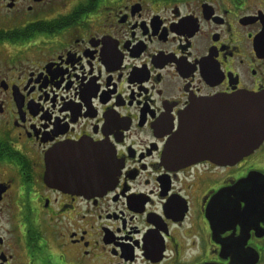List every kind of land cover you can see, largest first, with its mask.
<instances>
[{
	"label": "flooded vegetation",
	"instance_id": "obj_1",
	"mask_svg": "<svg viewBox=\"0 0 264 264\" xmlns=\"http://www.w3.org/2000/svg\"><path fill=\"white\" fill-rule=\"evenodd\" d=\"M238 95L264 97V0H0V264H264V140L239 157L218 113Z\"/></svg>",
	"mask_w": 264,
	"mask_h": 264
},
{
	"label": "water",
	"instance_id": "obj_2",
	"mask_svg": "<svg viewBox=\"0 0 264 264\" xmlns=\"http://www.w3.org/2000/svg\"><path fill=\"white\" fill-rule=\"evenodd\" d=\"M219 108L221 109H218V113L222 115H228V118L230 119L228 125L233 123V126H235L239 132V157L249 151L256 149L264 140V97L259 95H238L230 101L219 99ZM187 125L188 113L183 112L179 116L178 129L168 142L165 151V156L172 154L180 155L182 158L179 162L184 164L189 163V158L186 157L184 150L185 143H187L184 141L187 133ZM193 128L194 126L192 127V131ZM242 134L246 135L243 136ZM54 156L55 154H53V156L51 155L52 158ZM103 158L105 159L104 162L106 164V152L104 154L102 149L94 147V149L90 148V151L85 154L83 159L80 157L78 159L79 162L81 160L83 161L79 163L78 173H82V175L89 173V178L95 181V186L102 188L100 193L105 191L106 187H110L115 180V167L112 156L111 163L108 162V164L111 166L110 174L106 176V184H102L101 172L99 169L100 161ZM174 162L176 163V161ZM55 165V161L51 160L49 162L50 168L47 169L46 180L54 187H58V184L64 186L66 183L63 182L59 177L55 176ZM62 179L69 181L70 178ZM77 180L85 181L84 176H78L76 179L72 180V183H69L70 187H74ZM86 186L87 184L83 185V187Z\"/></svg>",
	"mask_w": 264,
	"mask_h": 264
}]
</instances>
